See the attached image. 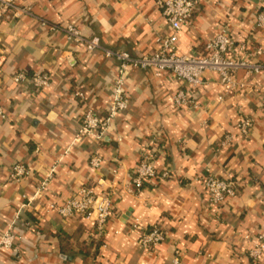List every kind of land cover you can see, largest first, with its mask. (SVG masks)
Masks as SVG:
<instances>
[{
    "label": "crops",
    "instance_id": "obj_1",
    "mask_svg": "<svg viewBox=\"0 0 264 264\" xmlns=\"http://www.w3.org/2000/svg\"><path fill=\"white\" fill-rule=\"evenodd\" d=\"M17 3L31 7L49 28L73 24L87 37L98 36L105 47L132 55L156 53L159 40L172 32L155 0ZM261 8L264 0H202L191 26L179 34V53L205 54V42L227 28L237 41L239 57L264 63V54L257 56L264 47V33L256 28ZM49 28L10 14L0 20V101L8 114L7 121L0 119V238L20 212L23 219H30L19 243L20 254L0 250V264H175L176 248L181 250L180 264H264V257L260 263L248 257L253 244L245 240H255L264 230V73L247 76L239 71L241 86L233 91L226 90L216 74L207 73L198 91L200 108L177 111L176 80L167 74L155 77L151 71L130 70L123 74L129 110L115 121L104 143L78 140L85 112L107 108L120 68ZM18 72L48 73L52 85L34 98L13 84ZM79 91L85 99L76 96ZM240 115L255 121L248 137L237 129ZM156 133L158 166L170 169L172 175L137 193L131 178ZM227 135L233 142L223 147ZM97 151L106 158L98 171L89 164ZM18 162L31 168L33 179L21 184L9 179ZM57 162L50 193L28 206L31 214L26 215L22 195L32 194L35 183L46 179ZM209 174L231 176L240 183L237 198L219 221L203 183ZM101 178L104 183L99 185ZM82 186L115 193L114 217L102 241L93 239L92 225L84 220L45 213L50 202L69 198ZM134 220L166 228L168 240L146 251L138 244V235L129 232Z\"/></svg>",
    "mask_w": 264,
    "mask_h": 264
},
{
    "label": "built area",
    "instance_id": "obj_2",
    "mask_svg": "<svg viewBox=\"0 0 264 264\" xmlns=\"http://www.w3.org/2000/svg\"><path fill=\"white\" fill-rule=\"evenodd\" d=\"M201 4L202 0H155L156 8L161 12L172 32L159 40V50L156 53L140 56L107 48L98 36L87 37L81 29L73 24L64 27L50 26L49 28V24L37 18L31 7L18 4L17 0H0V20L6 14H10L14 19L36 20L44 28L63 32L67 41L73 46L83 48L90 54L100 53L106 60L118 64L119 75L114 80L112 98L107 108L103 112L87 110L77 133L78 140L90 139L102 143L109 136L115 121L124 115L130 107L129 87L123 75L125 72L140 70L151 71L155 77H160L163 74L170 75L179 84V89L173 95V104L177 111H197L200 108L197 100L198 91L204 84L203 78L207 73L216 74L220 84L228 91L236 90L241 86L237 80L239 71H245L247 76H258L264 73L263 62L255 61L252 57L241 58L237 55V41L227 28L220 29L205 42V54L188 56L179 53V34L191 26L194 14ZM256 28L264 33V11H258L256 14ZM240 49L246 50L247 44L243 43ZM263 54L264 47H261L257 50V56L260 57ZM12 81L23 93L34 98L52 85L51 76L45 72L33 74L18 72L13 76ZM76 96L82 100L85 99L83 92H77ZM219 101L223 102L224 98L220 97ZM0 119L8 120V114L1 101ZM254 127L253 118L240 115L237 129L241 136L248 137ZM159 141V133H156L149 143V149L142 153L139 164L133 172L130 185L136 189L137 193L142 192L146 184L155 181L163 183L172 175L170 169H161L158 166L160 152L154 151V148L158 146ZM232 142L233 136L227 135L222 146L229 147ZM105 162V156L97 151L90 158L89 164L92 169L98 171L104 167ZM57 168L58 162L51 168L46 179L35 183L36 187L32 194L22 195L27 206H32L50 193L49 187ZM33 178L34 174L31 168L21 162L15 163L9 173V179L18 184ZM102 183H104V179L101 178L98 180V184L102 185ZM203 183L209 205L215 209L219 221L222 212L237 198L240 183L234 177H219L213 174L207 175ZM114 194L111 191H97L92 186H82L77 193L69 198L61 200L56 198L50 202L45 208V213L46 215L54 213L64 220L74 218L84 220L92 225L93 239L102 241L106 237L109 222L114 217ZM26 205L24 204V206ZM129 232L138 235V244L146 251L156 250L169 238L166 228L157 224L144 226L139 220H134L130 224ZM22 239V235L15 231L14 226L8 225L7 230L0 238V250L20 254L19 243ZM245 240L253 244L252 248L248 250V257L253 262L260 263L264 257V230L258 234L255 240L250 237H246ZM180 256L181 250L176 248L175 264H180Z\"/></svg>",
    "mask_w": 264,
    "mask_h": 264
},
{
    "label": "trees",
    "instance_id": "obj_3",
    "mask_svg": "<svg viewBox=\"0 0 264 264\" xmlns=\"http://www.w3.org/2000/svg\"><path fill=\"white\" fill-rule=\"evenodd\" d=\"M259 11H264V9H260ZM113 88V87H112ZM104 143V141L102 142ZM25 210V214L26 215H30L31 214V208L28 207L27 205L23 207ZM30 219H23L22 218V212H20L18 215L15 216V218L13 219L12 222L9 223V225H13L15 228V231L22 235L23 231H24V227L27 226L29 227L30 223H29ZM32 221V218H31Z\"/></svg>",
    "mask_w": 264,
    "mask_h": 264
}]
</instances>
